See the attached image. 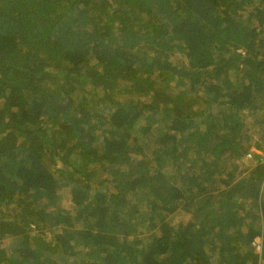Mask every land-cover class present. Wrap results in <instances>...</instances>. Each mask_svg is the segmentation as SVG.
Instances as JSON below:
<instances>
[{
    "label": "trees",
    "instance_id": "16d2710c",
    "mask_svg": "<svg viewBox=\"0 0 264 264\" xmlns=\"http://www.w3.org/2000/svg\"><path fill=\"white\" fill-rule=\"evenodd\" d=\"M263 72L264 0H0V264H264Z\"/></svg>",
    "mask_w": 264,
    "mask_h": 264
},
{
    "label": "rangeland",
    "instance_id": "374dc122",
    "mask_svg": "<svg viewBox=\"0 0 264 264\" xmlns=\"http://www.w3.org/2000/svg\"><path fill=\"white\" fill-rule=\"evenodd\" d=\"M136 98H139L137 95L135 96ZM156 131V129H153ZM259 132H261V128L259 126H256V129L252 131V135H253V141L254 142V148L256 150V152H258L259 154H262L264 155V147L263 148H256L255 146H258L257 143L259 142V144L261 146H264V143L262 141V138H261V135H259ZM260 141H262V143H260ZM157 140L156 139H153V142L151 144V146H149L147 149H148V154L151 153V151L154 149V147L157 145ZM150 155V154H149ZM251 159H247V160H250V161H246L245 164H242L240 166L241 169H246L247 167H250L251 166ZM245 160V159H244ZM63 201L64 203L61 204L60 207H67V208H70L72 209L73 208V204L72 202L70 201V193L68 191V189L66 191H64L63 193ZM60 205V204H59ZM144 210V207L142 208ZM188 217H189V213H187L186 211H177L175 212L174 214L170 215L169 218L172 219L175 223H180V222H186L188 220ZM51 235H53L52 232H48L47 233V237H50ZM141 238L146 240L147 239V235L146 233H141ZM146 242V241H145Z\"/></svg>",
    "mask_w": 264,
    "mask_h": 264
},
{
    "label": "built area",
    "instance_id": "2783aa9c",
    "mask_svg": "<svg viewBox=\"0 0 264 264\" xmlns=\"http://www.w3.org/2000/svg\"><path fill=\"white\" fill-rule=\"evenodd\" d=\"M263 76H264V72H263ZM253 150H255V149H253ZM256 151V150H255ZM251 154H249V156H250ZM253 245H254V247H255V250L257 251V252H261L262 251V237H257L255 240H254V242H253Z\"/></svg>",
    "mask_w": 264,
    "mask_h": 264
}]
</instances>
